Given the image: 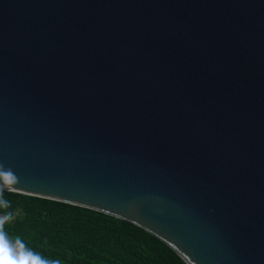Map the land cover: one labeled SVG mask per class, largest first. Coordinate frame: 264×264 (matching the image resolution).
I'll list each match as a JSON object with an SVG mask.
<instances>
[{
	"label": "water",
	"instance_id": "water-1",
	"mask_svg": "<svg viewBox=\"0 0 264 264\" xmlns=\"http://www.w3.org/2000/svg\"><path fill=\"white\" fill-rule=\"evenodd\" d=\"M0 164L186 264H264V0H0Z\"/></svg>",
	"mask_w": 264,
	"mask_h": 264
},
{
	"label": "trees",
	"instance_id": "trees-1",
	"mask_svg": "<svg viewBox=\"0 0 264 264\" xmlns=\"http://www.w3.org/2000/svg\"><path fill=\"white\" fill-rule=\"evenodd\" d=\"M0 213L19 215L5 224L14 242L60 264H186L167 244L124 220L95 210L4 191Z\"/></svg>",
	"mask_w": 264,
	"mask_h": 264
},
{
	"label": "clouds",
	"instance_id": "clouds-1",
	"mask_svg": "<svg viewBox=\"0 0 264 264\" xmlns=\"http://www.w3.org/2000/svg\"><path fill=\"white\" fill-rule=\"evenodd\" d=\"M19 178L10 168L6 169L0 164V207L7 208L10 202L4 199L5 189L11 191V186ZM12 214L0 217V264H60L58 260L44 259L40 254L26 248L19 237L13 242L4 231V222L10 220Z\"/></svg>",
	"mask_w": 264,
	"mask_h": 264
},
{
	"label": "built area",
	"instance_id": "built-area-1",
	"mask_svg": "<svg viewBox=\"0 0 264 264\" xmlns=\"http://www.w3.org/2000/svg\"><path fill=\"white\" fill-rule=\"evenodd\" d=\"M18 215H19V213H15L10 220L4 222V225L7 223H11ZM3 216H4V214L0 213V217H3Z\"/></svg>",
	"mask_w": 264,
	"mask_h": 264
}]
</instances>
